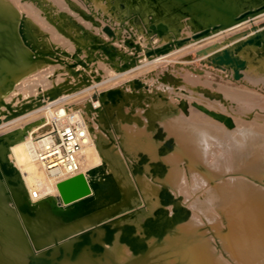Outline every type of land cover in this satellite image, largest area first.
I'll return each instance as SVG.
<instances>
[{
    "label": "bare ground",
    "instance_id": "1",
    "mask_svg": "<svg viewBox=\"0 0 264 264\" xmlns=\"http://www.w3.org/2000/svg\"><path fill=\"white\" fill-rule=\"evenodd\" d=\"M190 43L226 82L159 67ZM257 87L264 0H0V264H264ZM53 120L102 184L69 202Z\"/></svg>",
    "mask_w": 264,
    "mask_h": 264
},
{
    "label": "built area",
    "instance_id": "2",
    "mask_svg": "<svg viewBox=\"0 0 264 264\" xmlns=\"http://www.w3.org/2000/svg\"><path fill=\"white\" fill-rule=\"evenodd\" d=\"M53 136L35 151L40 165L47 171H64L69 177L79 169V153L83 144L82 125L67 123L61 127L53 120Z\"/></svg>",
    "mask_w": 264,
    "mask_h": 264
},
{
    "label": "rangeland",
    "instance_id": "3",
    "mask_svg": "<svg viewBox=\"0 0 264 264\" xmlns=\"http://www.w3.org/2000/svg\"><path fill=\"white\" fill-rule=\"evenodd\" d=\"M203 43H205V42H203ZM197 46H198L197 44H191L190 43L188 46H186V48H183L182 50H180L181 52L178 51V52H175V54H172V56L169 55L168 60L166 61L167 63L161 62V64H160L161 66H159V67H162V66L167 65V64L171 65L175 61L176 62L181 61L182 62L181 64L182 65L184 64L183 66H186V67L189 66L190 67V65H191L195 69H200L201 72H203L202 79H204V82L208 83V85L209 84L214 85V83H217V82L220 83L221 81L226 82L225 80H222L223 72L221 73L222 75L220 73L218 74V69L213 68L210 65L206 64L202 60V58L199 55H197V53H196V47ZM184 47H185V45H184ZM170 59H172L174 61H172ZM177 60H179V61H177ZM183 70L181 71V73L184 74ZM184 71H186V70H184ZM218 77H219V79H218ZM106 79H104V80H106ZM98 87H99V84H93L92 86H90L89 88L86 89V90H90L89 95L93 99H96L98 97V92H97ZM258 88L259 87H257V89H256V91L259 93V94H257L258 97H260V96L264 97V94H263L264 91H262V88H260V89H258ZM259 90H261V91H259Z\"/></svg>",
    "mask_w": 264,
    "mask_h": 264
},
{
    "label": "water",
    "instance_id": "4",
    "mask_svg": "<svg viewBox=\"0 0 264 264\" xmlns=\"http://www.w3.org/2000/svg\"><path fill=\"white\" fill-rule=\"evenodd\" d=\"M90 173L92 175H95V169L94 168L91 169ZM100 185L102 184H99L95 180L88 181L83 173H77L57 183L58 190L61 194L62 199L65 202H69L75 200L76 198L83 197L90 192L91 188H100L101 187ZM86 200L87 199L85 198L80 200V202H77V204L75 203L73 211L62 213L61 209L57 206H54L53 210L55 212L60 213L65 218H69V216H71L76 211V206L85 205ZM155 223L156 222L153 221L151 224L153 225Z\"/></svg>",
    "mask_w": 264,
    "mask_h": 264
}]
</instances>
